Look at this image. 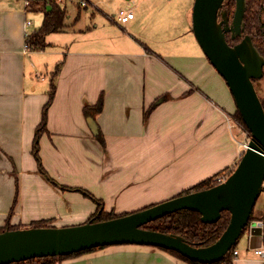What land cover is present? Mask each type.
Returning <instances> with one entry per match:
<instances>
[{
  "label": "crops",
  "instance_id": "obj_1",
  "mask_svg": "<svg viewBox=\"0 0 264 264\" xmlns=\"http://www.w3.org/2000/svg\"><path fill=\"white\" fill-rule=\"evenodd\" d=\"M29 13L24 1L0 2V227L8 219L20 228L41 220L55 227L86 223L98 209L97 202L69 186L88 187L97 200L108 199L103 201L106 211L120 213L119 208L129 204L137 203L136 208L140 201L166 200L235 169L242 148L228 117L237 106L193 36L190 18L185 33L192 38L158 55L141 40L120 38L116 31H108L99 42L86 35L85 40L66 43L60 55L50 52L60 56L54 70L59 64L61 69L54 76L56 90L39 153L63 189L47 180L33 153L52 85L38 78L39 57L59 44L47 37L44 50H24L25 32L37 31L33 24L26 25L34 17ZM80 18L77 8L73 26L66 19L60 32L72 29ZM136 19L135 14L127 23L133 28ZM85 158L88 166L83 165ZM108 183L114 186L111 194ZM149 195L154 199H145ZM54 205V213H47ZM58 264L190 263L159 247L120 244ZM235 264L263 263L238 253Z\"/></svg>",
  "mask_w": 264,
  "mask_h": 264
},
{
  "label": "water",
  "instance_id": "obj_2",
  "mask_svg": "<svg viewBox=\"0 0 264 264\" xmlns=\"http://www.w3.org/2000/svg\"><path fill=\"white\" fill-rule=\"evenodd\" d=\"M227 0H195L193 33L205 56L226 81L237 110L251 133L248 148L227 180L209 189L177 196L118 218L63 227H28L0 233V264L65 256L120 244L174 250L201 263L220 261L237 244L247 227L264 182V106L254 80L264 77V56L252 36L244 34L247 0H236L232 19ZM241 38L231 45L227 39ZM181 210L196 211L204 223H216L222 212L231 215L221 237L197 247L183 236L145 229L144 225ZM255 233L259 229L254 230ZM258 241L254 240V245Z\"/></svg>",
  "mask_w": 264,
  "mask_h": 264
},
{
  "label": "rangeland",
  "instance_id": "obj_3",
  "mask_svg": "<svg viewBox=\"0 0 264 264\" xmlns=\"http://www.w3.org/2000/svg\"><path fill=\"white\" fill-rule=\"evenodd\" d=\"M4 1L5 0H0V2H4ZM57 1L63 6H66L67 11L69 10L70 12L69 18L67 17L68 19L67 23H70L69 27L73 26L71 23H73V19H75L77 8L80 9L81 18L72 29H69L68 27L67 29L64 30V31L68 30L67 32L62 31L64 33L60 32L48 36V39L50 38L51 42H55L59 44L53 47L52 49L46 50V53L45 52L40 53L39 62L41 64V67L38 69V71L41 76L40 77L37 76V77L39 78V80H43L42 78H45L46 82L44 83L48 85L54 80L55 64L56 62H58V60L56 59L57 58L60 59V56H56L55 53L57 52V55L58 54L60 55L61 53L62 54L65 53L66 43H73V42H79L81 40H85L87 38L86 35L92 38L94 42H99L98 40H102L104 37H108L107 34L108 31L109 32L113 31V34L116 31L117 35H119L120 38H122L121 35H125L126 37L130 36L141 40L154 52V54L157 55L161 54L165 50V48L170 47L179 40L183 39V41H186L190 37L192 38V34L185 33V29H187V27L185 28V26H186V21H189L190 18L192 19L195 0H89V5L86 7L79 6L77 0H75L74 2H71L70 0H57ZM142 1L144 2L143 4L140 3ZM20 3H23V0H20ZM121 10H133L134 13L137 15L138 19H136V21L133 22V25H135L133 28L130 26V23L124 25L117 22L116 14ZM93 12L95 13L94 16H92ZM29 14H32V16H34L32 17L33 19L29 18L33 24L32 28L39 30L43 20V13L30 12ZM261 18L262 21L264 22V11L262 12ZM97 24H100L99 28H96ZM32 28L30 30H32ZM74 31H77L78 35H74ZM51 51L55 52L54 55L50 53ZM52 72L53 74H51ZM254 85L260 98L264 99V77L262 79L255 81ZM235 114H233V118L235 119L236 123L238 122L241 125L240 126L238 124L239 125L238 127L241 130L238 128H234L236 129L238 140L240 141V143L249 141L251 138V134L248 133L247 127L241 124L236 119ZM94 158H96V156H93L92 160ZM41 163L43 169L45 170V173L41 171L40 166L38 165L37 162V167L39 172L43 174V176L51 182L50 179L54 180L55 178L51 176V174L48 172L46 167L43 165L42 158H41ZM89 164H90L89 160L85 158L83 165L88 166ZM88 168L89 167H87V170ZM219 171L220 170H217L216 172H212V174L210 175L212 176L218 173ZM93 172H96L95 169L93 170ZM55 182L58 185L57 187L63 189V186L60 182L59 183L57 181ZM69 187L73 189L76 187L78 189H81L82 191L85 190L90 193V190L86 186L78 185L74 187L71 186ZM113 189H114L113 184L108 183V193L111 194ZM29 190H32L34 192L35 189H29ZM118 191H120L119 193H121L123 191V188L120 187ZM186 191L187 190H185L184 192ZM76 192L81 193V191H76ZM154 197L155 196L153 195H149L146 196L145 199H150V198L154 199ZM172 198H167L166 200ZM166 200H163V198L160 197L155 199L151 203L140 201L138 202V206L136 208L133 205H136L137 203H134L132 205L129 204L128 206H126V208H119V209H120V213H133L140 211L146 207H150L153 204L164 202ZM103 201L104 200H102V202ZM106 201L108 203V199H106ZM263 206H264V193H262L258 198L251 217L254 218L261 216L263 213L262 210ZM56 207L57 206L54 205L50 211H47V213L49 214L54 213L52 211L56 210ZM111 207L116 208L114 206ZM122 209H126V210H122ZM37 213H41V212L37 210ZM236 246L241 258L257 257L254 254V252L251 251L250 249L249 238H248V226L247 228H245Z\"/></svg>",
  "mask_w": 264,
  "mask_h": 264
},
{
  "label": "trees",
  "instance_id": "obj_4",
  "mask_svg": "<svg viewBox=\"0 0 264 264\" xmlns=\"http://www.w3.org/2000/svg\"><path fill=\"white\" fill-rule=\"evenodd\" d=\"M235 7H236V0H227L225 2L224 8L228 10V13L231 19L234 15ZM27 10L28 12L43 13V21H42V24L39 30L35 31L34 33H31L30 36L27 38V41L30 44V47L32 50H44L46 47L49 46L47 42V37L50 34L60 32L66 27V19L68 16L67 7L60 4L57 0H32ZM263 11H264V0H247V9H246V14L244 18V23H245L244 34L245 35L249 34L252 36L255 46L257 47L259 52L264 56V22L262 21V18H261ZM227 39L229 40L231 45L241 40V38H238L234 41L231 40L230 34L227 35ZM60 69H61V64L57 66L54 72V76H56L59 73ZM255 81L257 80H254V82ZM55 90H56V84L53 80L52 85H51V91L49 94L50 99L44 107L42 122L37 127L36 137H35L34 146H33V153L43 173H45V170L43 169V166L41 163V157L39 153L40 152V144H39L40 142L39 141L43 133H45L47 130L46 127H47V120H48V109L54 99ZM261 101L264 106V99H261ZM96 108L97 107H91L89 109L94 110ZM149 114H150L149 111L145 112V117H144L145 120H147ZM235 116H236V119L241 124L246 126L238 110L236 111ZM222 173L224 172H220L219 174H216L215 176L200 182L196 186L188 189L186 192L178 196L189 194L195 191L209 189L213 186H216L218 183H216L215 178ZM50 180L52 183L57 185V183L54 180L52 179ZM70 189L75 190V191H81L85 196L90 197L97 202L98 209L96 210L94 214H92V216L88 219L87 222L110 220V219H114V218H118V217L130 214V213H116L114 210L106 211L105 208L103 207V202L101 200H97L91 193L85 190L82 191L81 189H78V188H74V189L70 188ZM230 219H231L230 213L228 211H224L222 212L221 218L216 223L208 224V223H204L201 220V214L199 212L191 211V210H181L178 212L165 215L157 220H154L144 225L143 228L155 230V231H159L163 233H168V234L181 235L190 244L197 246V247H201V246H209L215 243L221 237L223 232L227 229L230 223ZM31 226L32 227H55L51 224L50 220H41V221L33 222ZM16 229H20V227L11 225L10 220L8 219L6 226L0 227V233L6 230H16ZM236 245L232 248V250L229 252L227 256H225L220 261L213 262V263H201L198 261L191 260L183 256L181 253L177 251L169 250L165 248H161V249L174 254L178 258L190 264H235L234 251L237 250ZM99 248H102V247L91 248V249L83 250V251L73 253L70 255H65V256H51V257H44V258H35V259H30V260L10 263V264H58L59 262L67 258L78 256L80 254L94 251Z\"/></svg>",
  "mask_w": 264,
  "mask_h": 264
},
{
  "label": "built area",
  "instance_id": "obj_5",
  "mask_svg": "<svg viewBox=\"0 0 264 264\" xmlns=\"http://www.w3.org/2000/svg\"><path fill=\"white\" fill-rule=\"evenodd\" d=\"M23 1H24V4H25V7L28 8L30 6L32 0H23ZM70 1L74 2L75 0H70ZM77 1H78V5L81 6V7H86V6L89 5V0H77ZM134 17H135V14L131 10H121V11H119L116 14L117 22L121 23V24H126L128 21H130ZM26 25H27V27H31L32 26V22L28 21L26 23ZM30 34H31L30 32H25V38H26V42H25V46H24L25 47L24 48L25 51H29L31 49L30 44L27 41V38L30 36ZM228 121H229V124H230L231 128L240 129L238 127L240 124L238 122L236 123V121L233 118V116L228 117ZM248 133H250L249 130H248ZM244 141H246V140H244ZM248 142L249 141L240 143L241 144V148H242V155L244 154V152L248 148ZM262 155L264 156V150L262 151ZM231 173H232V171H227V172H224V173L220 174L219 176H217L215 178L216 183L220 184V183L225 182L227 180V178L230 176ZM262 193H264V182H263ZM262 210H263L262 215L259 216V217H254V218L250 219V221H249L247 226H248V238H249L250 249L254 252V254L264 264V206L262 207ZM255 229H259V232L255 233L254 232ZM255 239L258 241L257 245H254V240ZM237 257H238V251L235 250L234 251L235 260L237 259Z\"/></svg>",
  "mask_w": 264,
  "mask_h": 264
},
{
  "label": "flooded vegetation",
  "instance_id": "obj_6",
  "mask_svg": "<svg viewBox=\"0 0 264 264\" xmlns=\"http://www.w3.org/2000/svg\"><path fill=\"white\" fill-rule=\"evenodd\" d=\"M234 44H236V43H234ZM234 44H232V45H234Z\"/></svg>",
  "mask_w": 264,
  "mask_h": 264
}]
</instances>
